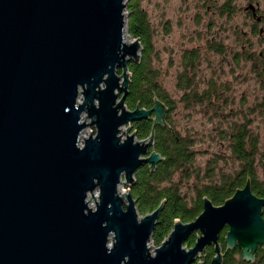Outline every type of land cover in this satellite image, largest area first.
I'll use <instances>...</instances> for the list:
<instances>
[{
    "label": "water",
    "instance_id": "1",
    "mask_svg": "<svg viewBox=\"0 0 264 264\" xmlns=\"http://www.w3.org/2000/svg\"><path fill=\"white\" fill-rule=\"evenodd\" d=\"M126 8L0 0V264H207L208 246L210 264H223L230 250L255 261L264 247V197L249 180L220 206L205 197L196 219L177 220L150 249L164 202L141 215L131 187L140 167L152 172L163 160L155 129L169 109L159 99L151 109L126 105L130 63L143 50L126 40ZM152 115L150 136L139 139L134 123Z\"/></svg>",
    "mask_w": 264,
    "mask_h": 264
},
{
    "label": "rangeland",
    "instance_id": "2",
    "mask_svg": "<svg viewBox=\"0 0 264 264\" xmlns=\"http://www.w3.org/2000/svg\"><path fill=\"white\" fill-rule=\"evenodd\" d=\"M248 2L143 0L140 3L152 28L153 63L160 70L162 91L175 102L172 113L179 131L183 135L189 133L193 140L192 149L196 153L193 167L196 172L191 179L181 174L173 179L174 183H179L188 201L195 198L196 186L210 181L207 175L218 179L221 174H235L240 170L242 162L233 155L222 130H228L226 128L233 122L242 124L247 118L248 128L258 139L255 161L259 180L264 181V110L256 104L258 82L251 63L243 61L237 67L234 61L244 45H247L248 52L253 49L256 53L264 47L257 44L259 38L251 33V17L245 11ZM261 2L264 10V0ZM226 6H229V12L224 11ZM125 12L126 40L131 41L134 38L128 32L130 14L127 9ZM241 30L247 32V38H242ZM214 45L225 48L224 54L213 51L211 46L214 48ZM193 49L199 50L202 56L196 80L199 90H205L209 82L214 81L222 91V105L217 111L206 104L187 106L182 101L186 92L177 88L178 78L183 71L185 51ZM92 130L96 131L95 127H90L85 135ZM149 247L154 252L158 246L150 240ZM200 259L204 260V257Z\"/></svg>",
    "mask_w": 264,
    "mask_h": 264
},
{
    "label": "trees",
    "instance_id": "3",
    "mask_svg": "<svg viewBox=\"0 0 264 264\" xmlns=\"http://www.w3.org/2000/svg\"><path fill=\"white\" fill-rule=\"evenodd\" d=\"M142 1L128 0L126 8L130 14L128 32L131 38L140 39L143 46L141 62L130 63L132 76L126 105L129 109H135L137 106L151 109L155 100L159 99L167 105L169 113L166 126L159 125L155 129L154 149L162 155L163 160L152 172L147 164L140 167L136 174V183L131 187V191L141 215L156 210L164 202L151 239L154 244L160 246L173 230L177 220L190 222L202 213L205 197L220 206L239 188L244 187L249 180L252 183L253 192L259 197H264V181L259 180L257 162L255 161L258 139L248 128L249 118H247L246 122L242 124L233 122L226 128L228 130H222L224 131L223 135L230 142L233 155L242 162L239 171L235 174H221L218 179L207 175L206 178L210 181L201 182L200 186H196L195 198L192 201H188L182 193L179 183H174L173 179L177 174H181L186 179L193 177L196 172L193 167L196 153L192 149V137L189 133L183 135L173 119L172 112L176 107L175 102L162 91L159 80L160 70L153 63L152 28L147 14L140 7ZM224 11L229 10L224 8ZM215 48L216 46L214 48L211 46L212 50ZM201 61L202 56L199 50L185 51L182 60L183 71L179 75L177 88L186 92L182 101L187 106L195 103L206 104L209 108L213 107L217 111L222 105L223 94L220 86L214 81L209 82V86L205 90H199V82L196 80H198L197 74L202 64ZM153 117L152 115L150 119L134 123V130L137 131L139 139L150 136L153 129ZM228 229L226 227L222 231L220 238L224 250L226 249L225 236ZM195 241L196 234H193L186 245L191 247ZM214 256V247L208 246L204 260L210 264ZM193 264H197V262ZM223 264H264V247H258L255 261L244 260L243 252L239 248L230 250L226 252Z\"/></svg>",
    "mask_w": 264,
    "mask_h": 264
},
{
    "label": "flooded vegetation",
    "instance_id": "4",
    "mask_svg": "<svg viewBox=\"0 0 264 264\" xmlns=\"http://www.w3.org/2000/svg\"><path fill=\"white\" fill-rule=\"evenodd\" d=\"M248 1L249 2L245 8V11L247 12L248 17H251V33L259 38V40H257V44L264 46V10L262 8V2L261 0ZM226 8L229 9V6H227ZM241 32L242 38H247V32H245L244 30H241ZM251 45L253 46V44ZM224 49L225 48H223L222 46L220 47L216 45V48L213 51H216L218 54H224ZM234 61L237 64V67L241 66V62L243 61H248L249 63H251L252 72L253 74H255L258 82V87L256 90V104L260 105L264 110V47L261 48L258 53H256V50L253 49L249 50L248 52L247 45H244L243 50L240 53L236 54V56L234 57Z\"/></svg>",
    "mask_w": 264,
    "mask_h": 264
},
{
    "label": "built area",
    "instance_id": "5",
    "mask_svg": "<svg viewBox=\"0 0 264 264\" xmlns=\"http://www.w3.org/2000/svg\"><path fill=\"white\" fill-rule=\"evenodd\" d=\"M92 133H95V131L92 130L88 135H85V134H84V137H85V138H88V137L90 136V134H92ZM83 142H84V141L81 140V143H82V144H83ZM128 190H129L128 187H122V188H121V192H127Z\"/></svg>",
    "mask_w": 264,
    "mask_h": 264
},
{
    "label": "bare ground",
    "instance_id": "6",
    "mask_svg": "<svg viewBox=\"0 0 264 264\" xmlns=\"http://www.w3.org/2000/svg\"><path fill=\"white\" fill-rule=\"evenodd\" d=\"M90 127H93V126H90ZM90 127H87L86 130L83 132V134H82V138L84 137L85 132H86ZM80 146H84V142H83V144H82L81 141H80ZM96 199H97V198H96ZM91 206H92V207L94 206V201L91 202Z\"/></svg>",
    "mask_w": 264,
    "mask_h": 264
}]
</instances>
